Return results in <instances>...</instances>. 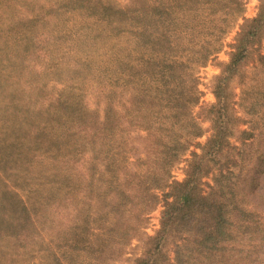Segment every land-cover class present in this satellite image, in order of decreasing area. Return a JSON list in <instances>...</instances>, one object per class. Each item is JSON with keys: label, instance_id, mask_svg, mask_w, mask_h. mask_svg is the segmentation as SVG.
<instances>
[{"label": "trees", "instance_id": "1", "mask_svg": "<svg viewBox=\"0 0 264 264\" xmlns=\"http://www.w3.org/2000/svg\"><path fill=\"white\" fill-rule=\"evenodd\" d=\"M245 12V0H0V68L53 59L41 67L59 86L31 83L32 101L0 73V264H264V0ZM87 28L112 44L103 64L71 54ZM225 49L205 102L200 71Z\"/></svg>", "mask_w": 264, "mask_h": 264}, {"label": "rangeland", "instance_id": "2", "mask_svg": "<svg viewBox=\"0 0 264 264\" xmlns=\"http://www.w3.org/2000/svg\"><path fill=\"white\" fill-rule=\"evenodd\" d=\"M106 1H111V2H117L120 3L121 5H125L127 0H106ZM246 2V12H245V17L246 18H252L257 14L258 11V0H245ZM84 19L81 17H78L77 15L73 16L70 25L73 24L74 22H77V25H82L84 23ZM60 22V27L61 29L63 28V22L64 19L59 20ZM239 23H242L241 21ZM238 29H235L230 33L228 36L226 43L229 44L233 41L236 31ZM100 32V30L93 29V28H87V30L82 32L81 34H78V36L81 37L80 42L84 47L82 50L77 51L73 50L71 54H73L75 57H82V56H87L88 58L94 60L98 64H103L110 55V50L112 48V44H108L109 41H105L102 38H98L94 40V37ZM90 41L93 42V46L91 48L89 47ZM87 50V51H86ZM86 51V52H85ZM263 51H264V46H263ZM228 49H225L222 53L218 55V60L217 62L210 63L207 67L203 68L200 71V89L203 93V101L205 102H214L215 98L212 94L211 90V83L213 78L220 73V68H219V63H224L227 62L229 57H228ZM47 64L51 63V65L54 66L53 59L49 62V60L46 62ZM43 61L40 59H33L31 63H26L24 67L20 66L18 63H14L9 61L4 64L5 67L0 68V73H1V78L3 86H6V91L7 92H14L17 96L19 95L20 91L24 90L25 91V97L32 99L34 101L35 99L39 98L38 93L36 94V90L34 88L35 84L38 85H46V88L48 93H52L53 90L59 88L57 86L56 81L54 78H50V75L43 73V68L41 65L46 66ZM69 63L65 61L64 67H68ZM14 71V72H11ZM16 71H21L20 75L23 76L21 79H18V73L16 74ZM36 71L40 72L38 76H36ZM16 74V75H15ZM33 78V79H30ZM23 79H25L24 83H22ZM30 79V80H27ZM31 83H35L32 84ZM87 87H91V85H88ZM35 89V90H34ZM57 93V92H55ZM41 101V100H39ZM85 103H87L89 108L94 107L95 100L93 97L89 98L87 97L86 99L83 100ZM204 128L208 129V124H204ZM208 135V134H207ZM206 140V137L202 138L199 142H204ZM184 168H185V163H182L181 165L177 166L174 170V177L175 179L182 181L184 179ZM160 212L161 208H159L156 212H154L151 216V221L148 229V233L150 235H153L156 230L159 228V220H160ZM130 255L128 257L134 258L138 256L141 253V247L138 242H134L132 248L129 251ZM119 264H131L122 262Z\"/></svg>", "mask_w": 264, "mask_h": 264}]
</instances>
